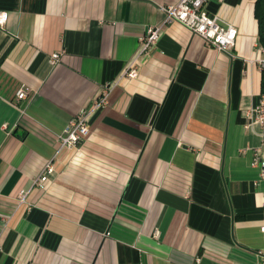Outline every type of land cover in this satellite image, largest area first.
I'll return each mask as SVG.
<instances>
[{"label":"crops","instance_id":"obj_1","mask_svg":"<svg viewBox=\"0 0 264 264\" xmlns=\"http://www.w3.org/2000/svg\"><path fill=\"white\" fill-rule=\"evenodd\" d=\"M256 1L205 4L225 53L167 22L178 0H0V264H264Z\"/></svg>","mask_w":264,"mask_h":264},{"label":"built area","instance_id":"obj_2","mask_svg":"<svg viewBox=\"0 0 264 264\" xmlns=\"http://www.w3.org/2000/svg\"><path fill=\"white\" fill-rule=\"evenodd\" d=\"M208 0H178L174 5L162 8L166 14L167 22H178L188 28L190 32L198 36L208 46L215 48L220 52L229 53L235 44L237 36V28L232 24L221 25L216 16H208L205 9V4ZM6 21V14L0 13V25ZM161 30L156 27H150L146 31L141 40L139 53L144 54L148 52L157 42ZM60 54L57 52L51 55L50 63L55 65L59 60ZM260 68L264 71V58L259 61ZM138 59L135 56L127 65L124 70V76L133 78L138 74ZM18 99H23L26 96L25 90L20 89L16 93ZM88 114H80L69 122L60 137V143L67 148L75 147L88 133ZM248 118H251L258 124L263 133L264 142V93L258 106L248 111ZM254 164L260 167V178L264 180V160L255 158ZM53 172V166L48 163L41 174L34 180L33 184L42 187L43 183L47 180L48 175ZM26 194L20 192L19 199L24 201ZM264 234V226L260 228ZM258 255L264 258V251H259Z\"/></svg>","mask_w":264,"mask_h":264},{"label":"trees","instance_id":"obj_3","mask_svg":"<svg viewBox=\"0 0 264 264\" xmlns=\"http://www.w3.org/2000/svg\"><path fill=\"white\" fill-rule=\"evenodd\" d=\"M255 15L258 22V39L264 49V0H257L255 5Z\"/></svg>","mask_w":264,"mask_h":264}]
</instances>
